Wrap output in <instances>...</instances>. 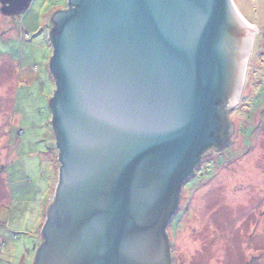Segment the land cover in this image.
<instances>
[{
  "label": "water",
  "instance_id": "water-1",
  "mask_svg": "<svg viewBox=\"0 0 264 264\" xmlns=\"http://www.w3.org/2000/svg\"><path fill=\"white\" fill-rule=\"evenodd\" d=\"M68 2L50 36L60 176L32 264H170L166 224L232 133L255 27L229 0Z\"/></svg>",
  "mask_w": 264,
  "mask_h": 264
},
{
  "label": "rangeland",
  "instance_id": "rangeland-1",
  "mask_svg": "<svg viewBox=\"0 0 264 264\" xmlns=\"http://www.w3.org/2000/svg\"><path fill=\"white\" fill-rule=\"evenodd\" d=\"M68 1L0 4V264L33 263L58 185L49 27ZM232 2L255 27L243 88L225 111L228 141L182 184L165 228L171 264H264V0Z\"/></svg>",
  "mask_w": 264,
  "mask_h": 264
},
{
  "label": "flooded vegetation",
  "instance_id": "flooded-vegetation-1",
  "mask_svg": "<svg viewBox=\"0 0 264 264\" xmlns=\"http://www.w3.org/2000/svg\"><path fill=\"white\" fill-rule=\"evenodd\" d=\"M55 26V25H54ZM54 26L53 25H51L49 28V30H50V36H52V33H53V30H54ZM220 132H224V136L225 137H227V127L225 126V127H223V128H221L220 129ZM226 134V135H225ZM221 136H218V138H219V142L221 143V141H222V138H220ZM225 137H223V138H225ZM211 146H213V147H216L215 145H210V146H208V147H206V148H204L202 151H201V153H200V156H199V160H198V162L193 166V170H192V172H191V174L193 173V171H195L196 170V167H197V165L199 164V162H200V160H201V158H202V155L211 147ZM190 174V175H191ZM190 175H188L187 176V178L190 176ZM186 178V179H187ZM185 179V180H186ZM183 184V183H182ZM181 189H183V186L181 185V187H180V189H179V194H178V201H177V207L179 206V204H178V202H179V199H180V192H181ZM177 211V208H176V210H175V212ZM174 212V213H175ZM173 213V214H174ZM169 226V221L167 222V224H166V226ZM43 241H44V235H43V231L41 232V244L43 243ZM40 244V245H41ZM39 245V246H40ZM170 245H169V240H168V256H169V260H170V264H171V253H170Z\"/></svg>",
  "mask_w": 264,
  "mask_h": 264
},
{
  "label": "bare ground",
  "instance_id": "bare-ground-1",
  "mask_svg": "<svg viewBox=\"0 0 264 264\" xmlns=\"http://www.w3.org/2000/svg\"><path fill=\"white\" fill-rule=\"evenodd\" d=\"M229 4H230L231 8L234 10V12L236 13V15L239 17V19H241L240 18V14L238 13V10L236 9V7L234 6V4H233V2L231 0H229Z\"/></svg>",
  "mask_w": 264,
  "mask_h": 264
},
{
  "label": "trees",
  "instance_id": "trees-1",
  "mask_svg": "<svg viewBox=\"0 0 264 264\" xmlns=\"http://www.w3.org/2000/svg\"><path fill=\"white\" fill-rule=\"evenodd\" d=\"M223 103V102H222ZM52 121H53V119H52ZM54 132H55V130H54ZM56 133V132H55ZM56 135H57V133H56ZM55 139H57V138H55ZM60 151V150H59Z\"/></svg>",
  "mask_w": 264,
  "mask_h": 264
},
{
  "label": "crops",
  "instance_id": "crops-1",
  "mask_svg": "<svg viewBox=\"0 0 264 264\" xmlns=\"http://www.w3.org/2000/svg\"><path fill=\"white\" fill-rule=\"evenodd\" d=\"M55 84H56V81H55Z\"/></svg>",
  "mask_w": 264,
  "mask_h": 264
}]
</instances>
